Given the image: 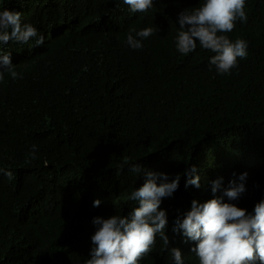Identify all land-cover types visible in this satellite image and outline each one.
Listing matches in <instances>:
<instances>
[{
    "label": "trees",
    "instance_id": "trees-1",
    "mask_svg": "<svg viewBox=\"0 0 264 264\" xmlns=\"http://www.w3.org/2000/svg\"><path fill=\"white\" fill-rule=\"evenodd\" d=\"M157 2L133 13L123 0H0L45 37L39 46L0 43L22 75L0 82V169L14 175L0 173V264H85L93 218L138 207L130 194L147 171L180 176L160 207L184 264L198 262L195 242L174 232V221L194 199L212 198L213 180L246 171L248 192L228 202L249 212L248 197L264 199V0H246L247 21L226 34L248 42L247 57L226 74L198 41L196 54L176 49L179 13L204 0ZM146 27L157 31L144 48L128 46L129 30ZM193 165L199 188L185 186ZM140 264L174 261L157 236Z\"/></svg>",
    "mask_w": 264,
    "mask_h": 264
},
{
    "label": "clouds",
    "instance_id": "clouds-1",
    "mask_svg": "<svg viewBox=\"0 0 264 264\" xmlns=\"http://www.w3.org/2000/svg\"><path fill=\"white\" fill-rule=\"evenodd\" d=\"M123 2L133 13L147 12L156 4L153 0ZM245 6L246 0H204L195 9H184L178 15L177 51L182 55L196 54L198 52L194 50L198 41L203 49L215 53L210 58V64L215 65L217 72L230 73L237 67L238 59L246 58L248 54L246 40L237 38L232 41L226 35L234 30L238 20L247 21ZM22 15V10L17 8L0 9V43L7 44L11 40L23 44L35 39L36 45H43L45 37L38 35L32 24L22 23ZM156 31L154 27L139 31L130 29L126 43L132 49H141L142 41ZM5 74L13 80L22 78L10 54L0 55V82H4ZM35 151L36 145H33L30 152L32 160L36 159ZM216 159H219V154H215L210 163ZM125 165H129L128 160L123 162L121 169ZM130 171L140 172L141 165L131 163ZM195 172L194 165L186 169V187H201L200 176L193 175ZM0 173L10 181L14 179L12 171L0 169ZM158 179L160 183H157ZM179 180V175L168 181L165 173L147 171L145 182L130 194L131 200L139 202L138 207H129L126 215L97 216L93 220L89 217L88 227L92 226V220L96 230L86 231L91 236L93 247L91 258L85 264H140L153 251L157 236L165 250L170 252L174 264H184L181 250L178 247L169 248V237L165 233L168 217L166 210L160 207L162 199L172 196L178 189ZM222 181L223 177H219L211 182V199L202 203L195 199L192 201L191 210L182 218L178 216L175 219L173 231L195 242L188 245L198 258L196 264H264V199L248 197L245 204L251 206L249 212L228 202L238 200L248 192L249 176L246 171L239 175L238 180ZM99 204L97 199L93 206Z\"/></svg>",
    "mask_w": 264,
    "mask_h": 264
}]
</instances>
